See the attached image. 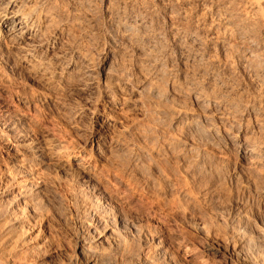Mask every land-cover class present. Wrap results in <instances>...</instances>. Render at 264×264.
Listing matches in <instances>:
<instances>
[{
    "label": "bare ground",
    "instance_id": "obj_1",
    "mask_svg": "<svg viewBox=\"0 0 264 264\" xmlns=\"http://www.w3.org/2000/svg\"><path fill=\"white\" fill-rule=\"evenodd\" d=\"M1 50L39 86L0 82L2 151L24 168L15 185L37 189V171L48 167L72 170L103 192L99 207L90 201L75 219L89 234L81 253L106 242L120 262L133 249L127 236L136 234L137 256L131 250L135 258L127 256V263L153 264L152 250L185 253L195 245L193 233L205 242L206 255L224 264L258 263L242 250L250 238L264 243V0H0ZM75 91L85 97H71ZM48 105L78 129L91 115L80 147L85 154L69 144ZM119 118L129 121L112 131ZM106 152L123 154L125 165H109ZM231 158L225 178L254 206L234 231L239 206L233 203L222 234L231 247L221 250L209 244L203 220L189 227L187 203L200 202L192 178L214 175L219 161ZM164 191L171 196L166 201ZM210 193L219 197L215 188ZM16 222L0 227L2 236ZM105 253L91 251L84 264L104 263Z\"/></svg>",
    "mask_w": 264,
    "mask_h": 264
},
{
    "label": "rangeland",
    "instance_id": "obj_2",
    "mask_svg": "<svg viewBox=\"0 0 264 264\" xmlns=\"http://www.w3.org/2000/svg\"><path fill=\"white\" fill-rule=\"evenodd\" d=\"M1 81H10V83L16 82V84L22 85L25 88L32 87L34 89H39V86L37 84L31 83V81L27 77L26 72L21 67H19L16 63L8 60V57L3 50L0 51V82ZM71 97L75 98L76 100H82L85 97V93L75 91L73 94H71ZM48 107L52 112L51 115L55 119L57 126H59L65 132L67 138L70 140L69 144L73 147V149L79 152L80 147H83L81 144L83 143L84 139L87 137V135L90 134L94 119L88 113V116L83 117L82 121L78 122V125L80 127V129H78L73 124V122L68 119V117L57 114L53 105H48ZM70 115H74V113L71 112ZM131 116L139 118V115L137 113H133V115L131 114ZM118 120L121 123H115L112 127V131H118L129 121V119L124 120L123 118H119ZM3 147L4 144L0 143V194L2 195L3 191H9H7V195L3 197L0 196V227H3V225L6 226L7 223H10V221L13 220L14 222L17 221L16 224L18 223V226L10 227L7 236H2L3 230L0 228V264H84L85 256L89 255L91 251L95 252V254L99 253V255L101 254V252H106L104 255H101L102 257L104 256V263L102 264H107L108 262L110 264H113L115 262H117L116 264H120L122 262L123 264V262L125 261L126 263L124 264H128L127 262H129V258H127V256L129 257L131 255L133 258L137 256L136 247L138 246L137 244L139 240L138 236L136 238V234H133L135 236L134 238H132V234V237L127 236V238H130H128L129 242L131 240L130 249L133 248L131 250H134L135 253H133L135 257L132 251L129 249L132 254L130 252V255L127 253L128 255L124 258L126 260L123 259L119 262L117 260V257L115 258L113 252L114 247L110 245L108 246L110 249L107 250V248L105 247L107 245L106 242H101L99 243V245L97 244V246H85V249L87 250H84L83 253H81L79 251V245L82 240L87 241V239H89V234L88 230L85 231L87 227L80 222L78 223V221L75 219L81 218L84 212L83 209H85L87 203H89L90 201L94 205L93 208L99 207L103 201V192L95 191V189L90 185L89 182H85L83 179L79 178L77 176V173L73 172L72 170L61 171L48 167H43L42 169L37 171V179H39L37 180V182L40 181L38 182L39 185L37 184V189L34 188V185H31L28 182H25L22 185H15V181L13 180L20 177L21 171H23L24 168L20 167L21 163L14 164V161H12L11 159H7L3 154ZM97 147L98 142H94V144L92 145V151ZM88 148L89 147L87 146L84 147V149L86 150ZM109 153L106 152L107 155L105 154L106 162L109 165L121 164V166H123V162L126 161V158L123 154H116V156L114 155V152H111L112 154ZM83 154H85V152ZM121 159L123 161H121ZM233 161L234 160L232 158L230 159V161H227L225 163H221L219 161L220 164L218 163V169L216 168L217 170L213 171L214 175L205 171L204 173L202 172L199 176H195V178H192V186L194 185L193 190L199 192L196 194L201 195L199 197L200 202L193 205H189V203H187L189 209L192 210L187 214L186 221L189 227L194 230L196 229L198 221L200 220L199 222H201L203 220L202 222L204 223V228H206L205 230H208L209 232V244L214 248H219L221 250L231 247L229 241L226 240L225 237L222 236V234H224L225 228L228 225L230 218H232V215H234L233 212H230L233 207V203H235V207L239 206V208L237 207V216L234 215L235 217L233 221H235V224L232 223L234 226L231 224L233 227H235L233 228L234 231H238L241 228V226L239 225L241 217L245 215V212H248L247 210L251 211L249 207L254 204L253 201H251V203L250 200L247 201L246 199L242 198L243 196L239 192L237 193L233 186H231L232 184L230 185L229 181L225 178L226 174H228L227 171H229L234 164ZM154 177L160 184V188H164L166 186L165 181L162 180L160 176L155 175ZM212 182H214V185H212ZM13 185L14 187H12ZM108 186L114 188L112 184L108 183ZM213 188H215L216 193H218V198L217 196H211L210 189ZM205 189L209 191L207 192L205 191ZM204 191L206 193H204ZM20 194L24 195L25 198L20 200ZM169 196V192L167 191H164L160 194L162 201H166ZM243 202L245 205L243 204ZM241 205H244V207H242ZM80 211H82V213ZM229 212L230 214H228ZM259 213L263 215V213ZM259 213H257L258 216ZM21 214L23 216L22 218ZM213 215L218 217V224L216 222H213ZM262 215H260L261 220L264 217H262ZM155 216L154 218H156ZM8 217H10V219ZM13 217L15 218L13 219ZM109 218L111 220L114 219L113 213L110 211ZM135 218L137 219V217ZM2 219H4V223L6 222L5 224L2 222ZM225 221L227 222V224L224 223ZM205 222L207 224H205ZM81 224L83 226H80ZM7 226L9 225L7 224ZM237 227L238 229H236ZM9 232L12 234H10ZM190 237L192 238V241L195 242L194 244L197 245H192L194 248H191L192 246H190L185 251V253L176 248L175 250L173 248H169L168 252H166L168 254L161 252V254L155 253L153 252L154 250H152V253L150 252V256H156L157 258L151 257L150 260L152 258H155V261L151 260L152 263L154 262L155 264H201V258L203 257L204 260L206 259L204 264H224L220 256L211 257L209 255H206V252L203 249L205 247V242H203L197 234L192 233ZM132 240L135 243V246L133 245L134 243L132 242ZM255 240V238H250L248 243L247 241L245 242L242 254L246 258L248 257L254 262L256 261V263L259 259L257 264H264V243L259 245ZM85 244L87 245V243ZM99 250L101 252H99ZM251 250L253 251L251 252ZM109 251L112 253V261L110 255V258H105L108 256V254H110ZM131 256L130 258H132ZM113 257L116 260H114ZM156 261H158L159 263ZM225 264H237V262L231 261Z\"/></svg>",
    "mask_w": 264,
    "mask_h": 264
}]
</instances>
